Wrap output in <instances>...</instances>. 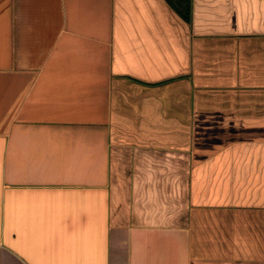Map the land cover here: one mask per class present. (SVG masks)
<instances>
[{
	"label": "crops",
	"instance_id": "0c3cea01",
	"mask_svg": "<svg viewBox=\"0 0 264 264\" xmlns=\"http://www.w3.org/2000/svg\"><path fill=\"white\" fill-rule=\"evenodd\" d=\"M0 264H264V0H0Z\"/></svg>",
	"mask_w": 264,
	"mask_h": 264
},
{
	"label": "trees",
	"instance_id": "16d2710c",
	"mask_svg": "<svg viewBox=\"0 0 264 264\" xmlns=\"http://www.w3.org/2000/svg\"><path fill=\"white\" fill-rule=\"evenodd\" d=\"M169 2L181 13L185 18H189L190 0H169Z\"/></svg>",
	"mask_w": 264,
	"mask_h": 264
}]
</instances>
